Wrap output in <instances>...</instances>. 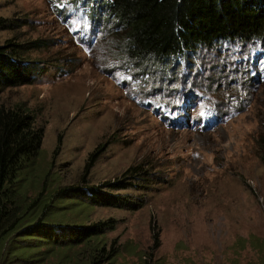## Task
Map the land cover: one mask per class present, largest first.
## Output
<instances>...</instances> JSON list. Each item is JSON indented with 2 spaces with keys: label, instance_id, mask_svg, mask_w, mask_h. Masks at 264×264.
<instances>
[{
  "label": "rangeland",
  "instance_id": "rangeland-1",
  "mask_svg": "<svg viewBox=\"0 0 264 264\" xmlns=\"http://www.w3.org/2000/svg\"><path fill=\"white\" fill-rule=\"evenodd\" d=\"M85 8L0 0L11 24L1 44H45L26 54L37 66L32 83L0 97L25 104L45 128L37 156L15 178L27 200L42 196L0 254L89 264L92 248L104 245L113 256L94 264H264V39L198 46L168 69L141 70ZM117 181L133 184L112 191L122 207L58 193ZM103 220L114 229L82 244L62 229Z\"/></svg>",
  "mask_w": 264,
  "mask_h": 264
},
{
  "label": "trees",
  "instance_id": "trees-1",
  "mask_svg": "<svg viewBox=\"0 0 264 264\" xmlns=\"http://www.w3.org/2000/svg\"><path fill=\"white\" fill-rule=\"evenodd\" d=\"M84 5L91 19L101 26L111 46L129 64L144 70L151 65L168 69L178 58L193 52L198 46L220 42H251L264 39V0H71ZM97 18V19H96ZM0 18V30L10 27ZM45 44L39 39L19 42L7 39L0 43V97L6 88L32 83L34 61L26 58L33 49ZM44 125L38 124L35 115L23 103L6 104L0 100V243L17 233L39 202L37 197L27 200L18 192L15 178L26 163L34 159L42 145ZM260 157L264 162V136L259 140ZM127 171H138L129 167ZM133 174L132 177H136ZM126 181L107 182L106 189L98 186L64 187L58 193L70 190L75 195L87 197L93 204L122 207L124 197L114 190L132 187ZM80 191V192H79ZM45 206L41 218L46 215ZM27 219V220H25ZM112 220L97 221L86 226L66 227L74 244H82L115 227ZM0 254V264H27L17 257L16 262L8 252ZM89 264L113 256L106 247L94 246ZM3 257V258H2ZM19 260V261H18Z\"/></svg>",
  "mask_w": 264,
  "mask_h": 264
}]
</instances>
